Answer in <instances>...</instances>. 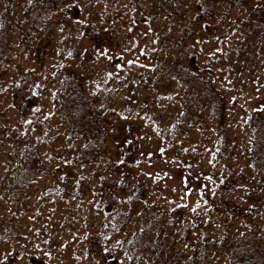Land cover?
Wrapping results in <instances>:
<instances>
[{
    "label": "rangeland",
    "instance_id": "rangeland-1",
    "mask_svg": "<svg viewBox=\"0 0 264 264\" xmlns=\"http://www.w3.org/2000/svg\"><path fill=\"white\" fill-rule=\"evenodd\" d=\"M28 1L13 7L11 36L0 38V231L13 227L0 238V264H223L210 241L241 225H218L230 213L216 211L214 199L245 203L264 193V172L248 166L244 150L263 124L264 42L257 38L253 53L237 55L238 36L221 42L226 29L215 21L214 36L199 29L178 47L182 18L161 12L144 22L134 0H79L78 19L55 25L41 54L31 53L17 32L30 30ZM145 1L144 9H153ZM112 10L122 17L111 21ZM182 48L197 51L209 69L224 100L223 123L211 96L156 66ZM68 71L83 81L88 106L104 113L105 154L97 155L86 133L73 138L56 110L54 92ZM118 123L125 140L117 150L129 149L127 160L112 147ZM20 139L34 142L47 173L17 202L8 191ZM117 160L130 170L117 173ZM233 179L240 181L231 190ZM140 181L160 214L138 198ZM55 185L59 191L43 197ZM122 208L129 215L115 221ZM260 258L264 264V248Z\"/></svg>",
    "mask_w": 264,
    "mask_h": 264
},
{
    "label": "trees",
    "instance_id": "trees-1",
    "mask_svg": "<svg viewBox=\"0 0 264 264\" xmlns=\"http://www.w3.org/2000/svg\"><path fill=\"white\" fill-rule=\"evenodd\" d=\"M22 1L0 0L2 7L1 15L5 19L2 24V28H5V31L0 34V38L9 39L11 36V29H8L6 26L9 23L13 7L19 5V3L21 4ZM78 1L29 0L27 6L24 5L23 9L25 11L32 9L34 16L32 20H27V24L30 25L29 31L24 28V25L23 29L17 30L21 35V42L24 44L28 43V46L31 48V53L39 52L41 54L43 51L41 44H46L48 41L46 40L50 36L48 32L55 33L52 30V28H56L55 25L62 23L60 25L63 26L67 24V21L78 19V13L73 9L78 5ZM91 1L99 2L101 0ZM133 3L138 4L137 6L142 8L140 11L142 12V21L144 22L145 20L147 21V18L154 17L161 12L168 16H177L178 21L180 20L179 18H182L181 22L186 21L181 27V34L180 32L178 34L180 35V39L177 41L178 47H185L184 40H188L192 36L194 37L199 29L207 31L210 29V34L214 36L219 28L216 26L211 27L210 24L212 22L215 24V21L220 28L223 27L221 30L226 29L225 37H223L221 42H225L232 36L234 37L235 34L238 36L237 43L235 45L233 43L234 46L232 45L233 51L237 55L243 56L253 53V49H256L254 40L257 38L264 42V0H160L159 3L152 0L150 3L154 6L153 9L151 7L144 9V4L145 6L148 4V1L145 0H134ZM122 15V12L112 10L111 21L116 18L120 19ZM45 31H47L45 33V39H41ZM240 36L241 39H239ZM33 42L37 43L35 44ZM165 44L169 45L167 39L165 40ZM199 59L197 51H186L185 48H182L179 56L167 55L166 57L159 58L156 61V66L161 70L168 69L170 77L176 80L187 81L191 86H199L201 93H204L207 97L211 96L209 100L210 109H213V106L219 108L215 110L220 115V123H223L224 115L222 110L224 109V100L214 87L213 79L209 76V69L207 67H201L199 65ZM138 80L140 81V78ZM212 91L215 93L213 94ZM54 96L56 110L61 114L62 120L72 129L71 133L74 135L73 138H81L86 133L90 139L89 141L93 143L92 148L97 150V155L107 153L108 149L103 144V141H105V133H101V127L99 125L104 113L102 109L94 110V108L88 106L89 101L85 95V85L76 72L68 71V73L60 77ZM30 100L31 98L25 101V104L32 102ZM261 119L263 124L259 127V132L251 138L250 145L244 149L247 154L248 166L258 172H264V118ZM88 124L90 126L91 124L94 125L91 128H84ZM116 127L117 130L113 138L118 141V145L112 144V147L116 148L118 157V153L121 151L123 152L121 159L127 160L131 157L129 149L127 151L117 150L120 144L124 145L123 142L125 140V137L122 135V124L118 123ZM41 136L45 137V135ZM39 140L44 141L40 137ZM16 145L18 151L16 155L17 167L15 168L8 193L12 195L11 198L13 201L19 202L20 193L29 188L35 180L45 176L47 169L46 167L44 168L45 161L44 163L41 162L37 146L33 141L20 139ZM90 152L88 153L92 154ZM112 155L113 152H111ZM116 166L117 173L120 172L119 169H125V171L130 170L124 163L118 160ZM241 175L244 176L243 173ZM239 181L240 179L230 181V189L233 190L237 187ZM261 185L264 187V177L262 178V176ZM139 186L141 190H139V194L137 195L138 198L144 201L145 207H150L160 214V209L154 207L152 201L146 197L141 181L139 182ZM54 189L59 191V186L46 187L42 193L43 197L51 196ZM245 200H247L245 203L242 201L235 202L231 199H222L221 195H218L214 199V205H211L218 212L230 213L227 217H218V225L225 226L228 223L229 226L236 227L234 221L241 225L236 230L235 228H228V231L224 235L212 238L210 241L214 246L213 252L215 256L223 255V264H261L260 255L264 248V244L262 243L264 239V193H253L251 198ZM105 208L107 212L109 206L106 205ZM118 210L117 216L114 218L115 221H119L126 213L128 215L130 213L123 208L122 210ZM12 230L13 227L10 225L5 226L0 231V238H6ZM133 244L135 243H127L126 248L128 252H131L133 249ZM202 264L210 263L206 261Z\"/></svg>",
    "mask_w": 264,
    "mask_h": 264
}]
</instances>
